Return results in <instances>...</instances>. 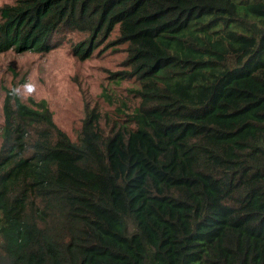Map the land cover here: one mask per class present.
<instances>
[{
    "label": "trees",
    "instance_id": "trees-1",
    "mask_svg": "<svg viewBox=\"0 0 264 264\" xmlns=\"http://www.w3.org/2000/svg\"><path fill=\"white\" fill-rule=\"evenodd\" d=\"M60 46L100 75L70 131L4 90L0 264H264V0H3L0 53Z\"/></svg>",
    "mask_w": 264,
    "mask_h": 264
},
{
    "label": "rangeland",
    "instance_id": "rangeland-1",
    "mask_svg": "<svg viewBox=\"0 0 264 264\" xmlns=\"http://www.w3.org/2000/svg\"><path fill=\"white\" fill-rule=\"evenodd\" d=\"M2 3L3 0H0V5ZM99 65L94 59L76 60L65 46L44 55L28 51L16 53L13 50L0 53V122L4 90L16 87L22 99H46L55 112L56 123L70 131L75 104L71 100L77 94L76 82H82L88 88L96 87ZM252 78L264 87V68L255 71Z\"/></svg>",
    "mask_w": 264,
    "mask_h": 264
}]
</instances>
